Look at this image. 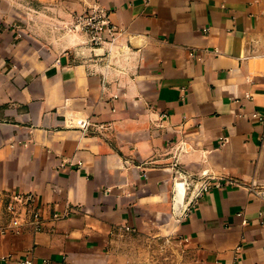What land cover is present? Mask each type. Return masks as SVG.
Instances as JSON below:
<instances>
[{
  "label": "crops",
  "instance_id": "crops-1",
  "mask_svg": "<svg viewBox=\"0 0 264 264\" xmlns=\"http://www.w3.org/2000/svg\"><path fill=\"white\" fill-rule=\"evenodd\" d=\"M96 2L117 27L100 46L72 26ZM252 188L264 0H0V264H120L127 231L173 235L192 264H264ZM11 191L36 194L40 230L1 231Z\"/></svg>",
  "mask_w": 264,
  "mask_h": 264
},
{
  "label": "built area",
  "instance_id": "built-area-1",
  "mask_svg": "<svg viewBox=\"0 0 264 264\" xmlns=\"http://www.w3.org/2000/svg\"><path fill=\"white\" fill-rule=\"evenodd\" d=\"M74 29L79 30L86 35L88 41L93 46H100L106 41L107 37L114 39L117 33V27L111 22L109 11L100 3H93L88 6L84 11L75 16ZM205 31L208 28L204 29ZM250 97V95H248ZM255 115V114H254ZM91 123L88 119H80L78 126L86 129ZM227 141V138H224ZM208 179L201 187V191H207L213 185L221 186L226 183L224 180H219L214 183ZM216 180V179H215ZM252 190L264 197V190ZM199 196V194L197 195ZM5 213L8 215V224L1 229L2 232L6 231H20L24 225H30L34 231L42 228L41 211L36 207V194L28 191H11L3 194ZM188 209H186L187 211ZM21 264H33V261L26 259Z\"/></svg>",
  "mask_w": 264,
  "mask_h": 264
},
{
  "label": "rangeland",
  "instance_id": "rangeland-1",
  "mask_svg": "<svg viewBox=\"0 0 264 264\" xmlns=\"http://www.w3.org/2000/svg\"><path fill=\"white\" fill-rule=\"evenodd\" d=\"M112 250L120 264H192L189 250L179 239L161 231L120 233Z\"/></svg>",
  "mask_w": 264,
  "mask_h": 264
},
{
  "label": "bare ground",
  "instance_id": "bare-ground-1",
  "mask_svg": "<svg viewBox=\"0 0 264 264\" xmlns=\"http://www.w3.org/2000/svg\"><path fill=\"white\" fill-rule=\"evenodd\" d=\"M183 180H184V179H183ZM185 181H186V179H185ZM185 184H186V183H184V182H182V181H180V182L178 183V185H179L178 188H179V190H180L181 193H183V192L185 191ZM178 185H177V186H178Z\"/></svg>",
  "mask_w": 264,
  "mask_h": 264
}]
</instances>
